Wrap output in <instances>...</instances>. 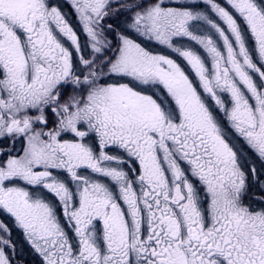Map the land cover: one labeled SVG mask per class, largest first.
<instances>
[{
	"label": "snow or ice",
	"instance_id": "1",
	"mask_svg": "<svg viewBox=\"0 0 264 264\" xmlns=\"http://www.w3.org/2000/svg\"><path fill=\"white\" fill-rule=\"evenodd\" d=\"M13 230L38 264H264V0H0V264Z\"/></svg>",
	"mask_w": 264,
	"mask_h": 264
},
{
	"label": "flooded vegetation",
	"instance_id": "2",
	"mask_svg": "<svg viewBox=\"0 0 264 264\" xmlns=\"http://www.w3.org/2000/svg\"><path fill=\"white\" fill-rule=\"evenodd\" d=\"M13 239L21 244L19 251L22 252L23 264H38V260L31 254L27 247L22 244L23 240L21 239V234L16 230H13Z\"/></svg>",
	"mask_w": 264,
	"mask_h": 264
},
{
	"label": "rangeland",
	"instance_id": "3",
	"mask_svg": "<svg viewBox=\"0 0 264 264\" xmlns=\"http://www.w3.org/2000/svg\"><path fill=\"white\" fill-rule=\"evenodd\" d=\"M74 22V21H73ZM21 239L23 240V237H22V235H21Z\"/></svg>",
	"mask_w": 264,
	"mask_h": 264
}]
</instances>
